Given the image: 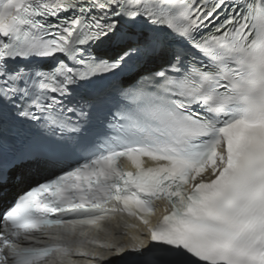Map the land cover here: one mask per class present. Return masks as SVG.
Here are the masks:
<instances>
[{"label": "snow or ice", "instance_id": "6c2138e0", "mask_svg": "<svg viewBox=\"0 0 264 264\" xmlns=\"http://www.w3.org/2000/svg\"><path fill=\"white\" fill-rule=\"evenodd\" d=\"M0 264H264V0H0Z\"/></svg>", "mask_w": 264, "mask_h": 264}, {"label": "bare ground", "instance_id": "6f19581e", "mask_svg": "<svg viewBox=\"0 0 264 264\" xmlns=\"http://www.w3.org/2000/svg\"><path fill=\"white\" fill-rule=\"evenodd\" d=\"M103 231H104L106 234H108V235H111L112 233H114V231L112 232V231L109 230V229H108V230L106 229V230H103Z\"/></svg>", "mask_w": 264, "mask_h": 264}]
</instances>
